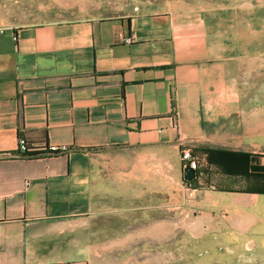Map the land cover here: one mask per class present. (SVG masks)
<instances>
[{
    "label": "crops",
    "instance_id": "1",
    "mask_svg": "<svg viewBox=\"0 0 264 264\" xmlns=\"http://www.w3.org/2000/svg\"><path fill=\"white\" fill-rule=\"evenodd\" d=\"M239 13L137 6L0 33V154L20 136L34 154L0 156V264H125L109 239L151 236L138 228L167 219L175 191L205 231L249 236L264 219V28ZM188 144L209 181L192 195Z\"/></svg>",
    "mask_w": 264,
    "mask_h": 264
},
{
    "label": "rangeland",
    "instance_id": "2",
    "mask_svg": "<svg viewBox=\"0 0 264 264\" xmlns=\"http://www.w3.org/2000/svg\"><path fill=\"white\" fill-rule=\"evenodd\" d=\"M137 6H147L153 11L234 6L239 12L245 13L247 20L255 27L264 28V0H0V25L22 26L49 21L109 18L123 15ZM259 64H255L253 79L255 98L264 96V93L257 91V84L264 76V68L261 71ZM245 85L248 89L249 79ZM201 172L198 179L185 181L190 195L194 191L192 187H209L203 167ZM260 178L264 181V176ZM229 182L232 187L237 184ZM216 183L222 184L220 180ZM175 193V208L172 213L168 212L167 219L158 222L143 221L138 228L143 234L150 233L151 236L109 239L111 244L125 247L119 254H110L112 259L119 257L125 264H264L262 217L246 239L228 235L229 230L226 228L224 235L219 233L221 231H205L203 221L198 220L200 211L197 204L187 202L183 205L180 203V194L177 191ZM137 225L138 222L134 226L136 230Z\"/></svg>",
    "mask_w": 264,
    "mask_h": 264
},
{
    "label": "built area",
    "instance_id": "3",
    "mask_svg": "<svg viewBox=\"0 0 264 264\" xmlns=\"http://www.w3.org/2000/svg\"><path fill=\"white\" fill-rule=\"evenodd\" d=\"M137 9V7H135ZM7 29V26L0 25V33L5 32ZM14 39H17V35H14ZM127 43L133 42L131 37H128L125 39ZM194 147L192 144H188L183 148L181 153V162H182V169L184 172L185 168H191L195 170V177L193 180H196L199 178V176L202 174V163L199 155H197L194 152ZM69 149L66 146H57V145H51L48 148L47 153L48 154H60L63 152H68ZM0 156H21V157H32L34 154H32L28 149V143L25 138L20 136L19 138V149L18 153H6V154H0ZM186 182H190L192 180L185 179ZM28 185V182L26 183Z\"/></svg>",
    "mask_w": 264,
    "mask_h": 264
},
{
    "label": "water",
    "instance_id": "4",
    "mask_svg": "<svg viewBox=\"0 0 264 264\" xmlns=\"http://www.w3.org/2000/svg\"><path fill=\"white\" fill-rule=\"evenodd\" d=\"M195 177V170L191 168L184 169V178L187 180H193Z\"/></svg>",
    "mask_w": 264,
    "mask_h": 264
}]
</instances>
